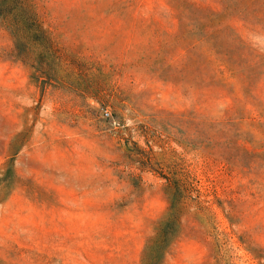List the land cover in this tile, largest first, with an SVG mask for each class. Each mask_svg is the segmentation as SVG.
I'll return each mask as SVG.
<instances>
[{
	"label": "rangeland",
	"instance_id": "rangeland-1",
	"mask_svg": "<svg viewBox=\"0 0 264 264\" xmlns=\"http://www.w3.org/2000/svg\"><path fill=\"white\" fill-rule=\"evenodd\" d=\"M23 2L0 264H264V0Z\"/></svg>",
	"mask_w": 264,
	"mask_h": 264
},
{
	"label": "trees",
	"instance_id": "trees-1",
	"mask_svg": "<svg viewBox=\"0 0 264 264\" xmlns=\"http://www.w3.org/2000/svg\"><path fill=\"white\" fill-rule=\"evenodd\" d=\"M25 4L23 0H0V15L12 16L17 10H23ZM29 21L36 25L33 18H27Z\"/></svg>",
	"mask_w": 264,
	"mask_h": 264
}]
</instances>
